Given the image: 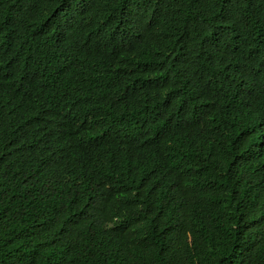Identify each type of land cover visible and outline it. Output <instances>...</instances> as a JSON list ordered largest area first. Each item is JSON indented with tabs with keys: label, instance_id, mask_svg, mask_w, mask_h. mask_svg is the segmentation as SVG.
I'll list each match as a JSON object with an SVG mask.
<instances>
[{
	"label": "trees",
	"instance_id": "obj_1",
	"mask_svg": "<svg viewBox=\"0 0 264 264\" xmlns=\"http://www.w3.org/2000/svg\"><path fill=\"white\" fill-rule=\"evenodd\" d=\"M0 73V264H264V0H0Z\"/></svg>",
	"mask_w": 264,
	"mask_h": 264
},
{
	"label": "clouds",
	"instance_id": "obj_2",
	"mask_svg": "<svg viewBox=\"0 0 264 264\" xmlns=\"http://www.w3.org/2000/svg\"><path fill=\"white\" fill-rule=\"evenodd\" d=\"M43 50H44V47L40 48V49L33 50V51H28V52L22 53L18 58L20 70H22L24 68V66L28 60L40 59L42 57ZM64 64H65V62H64L62 57L59 58L58 60H52L50 62V65L55 69H59V68L63 67ZM1 69L5 70L6 68H1ZM4 87H5L4 81L2 78V74L0 73V89H4ZM32 92H34V90L31 91V93Z\"/></svg>",
	"mask_w": 264,
	"mask_h": 264
}]
</instances>
